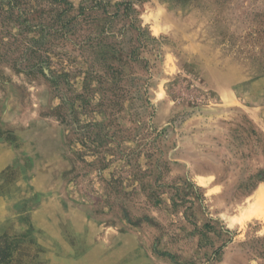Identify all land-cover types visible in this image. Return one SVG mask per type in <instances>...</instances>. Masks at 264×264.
<instances>
[{
	"label": "rangeland",
	"instance_id": "1",
	"mask_svg": "<svg viewBox=\"0 0 264 264\" xmlns=\"http://www.w3.org/2000/svg\"><path fill=\"white\" fill-rule=\"evenodd\" d=\"M0 264H264V0H0Z\"/></svg>",
	"mask_w": 264,
	"mask_h": 264
},
{
	"label": "bare ground",
	"instance_id": "2",
	"mask_svg": "<svg viewBox=\"0 0 264 264\" xmlns=\"http://www.w3.org/2000/svg\"><path fill=\"white\" fill-rule=\"evenodd\" d=\"M256 197V196H255ZM263 194H262V192H261V190L260 191H258V193H257V200H256V203L257 204H259V202H261V204H263Z\"/></svg>",
	"mask_w": 264,
	"mask_h": 264
}]
</instances>
